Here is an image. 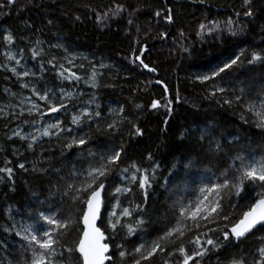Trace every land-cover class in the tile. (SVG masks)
<instances>
[{
  "label": "trees",
  "instance_id": "1",
  "mask_svg": "<svg viewBox=\"0 0 264 264\" xmlns=\"http://www.w3.org/2000/svg\"><path fill=\"white\" fill-rule=\"evenodd\" d=\"M0 5V168L13 169L11 179L0 172V264H22L16 218L47 228L40 213L57 218L75 214L77 206L70 196L62 195L65 183L73 179L70 169L73 165L87 168L111 149L123 146L119 167L106 181L109 191L117 184H128L120 179L119 170L133 163L155 177L146 202L135 183L129 185L131 193L120 197L117 212L143 205L142 212L121 217L122 222L142 216L144 224L131 236L117 231L110 242V253H115L112 264H132L133 256L121 259L114 245L131 253L136 245L160 235L169 220L174 223L173 202L191 198L202 181L214 179L212 174L218 175L230 163V157L239 153L264 159V127H257L255 117L245 110L248 103L264 99V60L248 63L253 52L264 56V0H250L248 5L244 0H14L11 5L0 0ZM249 10L252 15L245 16ZM169 15L171 21L166 19ZM5 35H11L12 41H6ZM9 53L19 57L17 68L25 66L29 76L18 77L10 70ZM236 55L240 59L231 69L209 81L196 79ZM61 72L75 73L79 79H64ZM32 85L54 93L55 103L68 93L66 110L43 118L35 110L29 115L28 98L45 107L32 95ZM236 96L241 100L236 101ZM153 100L160 107L151 108ZM167 101H171L170 112L164 107ZM84 109L92 118L82 116L83 122L73 125L72 116ZM55 117L72 129V136H84L86 145L64 149L70 139L64 132L40 137L30 150L28 140L13 135L19 130L25 134L35 124L53 123ZM109 124L114 127L108 128ZM136 128L142 134L137 135ZM202 133H206L203 139ZM89 150L95 156L90 157ZM189 160L191 167L185 168ZM132 171L129 168L126 175ZM110 204L102 209V217H107ZM225 223H208L176 244L183 242L191 249L194 245L187 241L207 232L208 237L219 238L220 246L213 249L205 244L209 251L196 258L201 264H230L233 259L264 264L259 253L264 228L257 227L240 241H224L219 232L208 231ZM106 224V219L99 222L102 230ZM77 237L72 230L62 243L74 248ZM204 240L202 236V244ZM78 255L65 252V264H75ZM166 259L175 264V256L159 252L142 264H164Z\"/></svg>",
  "mask_w": 264,
  "mask_h": 264
},
{
  "label": "snow or ice",
  "instance_id": "2",
  "mask_svg": "<svg viewBox=\"0 0 264 264\" xmlns=\"http://www.w3.org/2000/svg\"><path fill=\"white\" fill-rule=\"evenodd\" d=\"M13 2L14 0H7L9 5ZM249 3L250 0H244L245 5ZM0 7H3V5H0ZM244 15L251 16L252 12L250 10L246 11ZM166 19L171 21L172 17L169 15ZM228 25L231 31V19H229ZM200 27L204 28L205 26L202 24ZM4 39L11 42L13 38L11 35H5ZM242 52L243 50H241ZM36 55L37 53L33 52V56ZM8 57L10 60L14 59L10 53ZM136 59H139V57H136ZM239 59L240 56L236 55L223 63L222 66L211 70L210 74L197 76L196 79L201 82L214 79L220 73L236 65ZM261 60H264V56L253 52L248 63L252 64ZM16 63L19 64V60ZM141 64H143L142 60ZM143 66L148 67L146 64ZM61 67L63 66L61 65ZM10 70L18 77L30 75L27 70L17 72L15 67ZM149 71H154V69H149ZM59 75L64 79H79L75 73L71 72L67 76L63 72ZM21 86L28 87L29 85L22 84ZM93 87H95V84H93ZM31 91L33 96L44 102L45 107L42 109L39 104L32 102L31 108L28 109L29 115H32L33 110H35L36 115L43 118L49 113H59L66 110L67 105L64 103V99L69 96L68 93H63L59 97L60 102L55 103V94L51 93L50 90L46 89L41 92L32 87ZM216 91L223 92L224 89L217 88ZM235 100L240 101L241 97L236 96ZM224 103L231 105L232 101L225 99ZM170 105L171 101H167L164 105L169 112L171 111ZM150 107L156 109L160 107V104L158 101L153 100ZM245 110L255 117L257 127H264V101H261L259 105L250 102L245 106ZM99 115V112L95 113V116L99 117ZM82 116L92 118L88 110L84 109L79 114L72 116L71 123L73 125L81 124L83 122ZM36 122L35 120L32 121L33 124ZM107 127L113 128L114 125L109 124ZM133 127L136 126L133 125ZM38 131L39 136H24L19 131L14 132L13 135L18 136L21 140H30L27 144V148L30 150L33 149L34 144L38 142L40 137L58 136L64 132H67L70 137V139H66L63 145L66 150H71L74 147L79 148L87 143L84 136H72V129L65 128L59 119L43 126ZM136 134H142L139 128H136ZM205 135L206 133H202L201 139ZM122 150L123 146L100 154L95 163L90 162L87 168L77 169L73 165L69 171V176L73 178L72 182L65 183L62 195L70 196L73 205L77 206L75 214L70 213L63 218H57L55 214L44 215L40 213V219L49 226L47 228L39 225L38 222L36 224L21 225L20 230L16 231L15 235L25 242L22 245L21 252L22 264H65V252L69 255L73 252L79 254L74 257L75 264H112V257L115 253H110V242L113 241L117 231H125L126 235L131 236L141 230L144 224L142 216H136L130 222H122L121 217L128 218L133 216V212H142L143 205L136 204L134 207H123L117 212L116 209L120 206V197L131 193L133 189L129 185L135 183L142 191L146 202L147 190L151 187V180L155 178L154 176L149 177L146 174L147 170H143L133 163L129 167L119 170L120 179L128 181V184H117L111 187V191H109L110 186L106 184V181H108L113 169L119 167L118 162L121 159ZM215 150H220L219 144L216 145ZM88 155L90 157L95 156L90 150ZM191 164L192 161L189 160L184 167L189 168ZM18 166L21 169L24 168L23 163ZM156 167L157 165L153 166V172ZM129 168L134 171L131 175H126ZM57 171L60 170L57 169ZM0 172L7 173L9 179H11L13 169L10 167L0 168ZM212 175L214 179L207 178V182L202 181V186H199L192 193L191 198L186 201L181 199L173 202L171 211L174 223L169 220L160 235L150 242L145 241L136 245L131 253L122 250L121 245H114L118 250L119 257L123 259L128 255H132V264H142V261H150L159 252L160 254H166L168 257L175 256V264H201L200 260L196 258L203 257L209 251L204 245H209L213 249L219 247L218 237H208L207 232L198 233L187 241L188 244L194 245L191 249H188L183 242L177 246L176 241L193 232L194 229L198 230L208 223H216L217 220L227 223L223 227L218 226L216 229H208V231L219 232L224 241L230 239L240 241L253 233V230L257 229L258 226L264 228V159L257 161L237 153L230 157V163L219 170L218 175L216 173ZM53 187L58 186L54 185ZM109 198L116 202L110 204ZM109 204L110 210L107 217H102V209L108 208ZM101 219L107 221L104 230L97 223ZM109 229L111 234H107ZM72 230L78 233L76 241L73 242L75 244L74 248L62 243V237L68 235ZM5 231L10 230L6 228ZM202 236L205 237L203 244L201 242ZM170 245L171 248H169ZM58 249H61V251H58ZM259 253L261 259L264 260V247L259 249ZM164 264H173V261L166 259ZM230 264H244V261L233 259ZM254 264H261V262L255 261Z\"/></svg>",
  "mask_w": 264,
  "mask_h": 264
},
{
  "label": "rangeland",
  "instance_id": "3",
  "mask_svg": "<svg viewBox=\"0 0 264 264\" xmlns=\"http://www.w3.org/2000/svg\"><path fill=\"white\" fill-rule=\"evenodd\" d=\"M12 57H14V59H12L13 60V62H12L13 65L9 64L10 67H16V68L19 67L18 64L16 63V61L19 60V57H17V56H12ZM23 67H24L23 70H20V69L17 68V71L18 72L25 71V66H23ZM32 87H34V86L33 85L30 86L31 89H32ZM25 101L27 103H29L30 105H32V102H34L33 100H31L29 98L27 100H25ZM261 101H264V99L261 98L260 100L256 101L255 103L257 105H259L261 103ZM35 103H37V102H35ZM56 119H59V118L58 117H55L53 122H55ZM45 125H47V123H45V124L44 123L35 124L34 126H32V128H31V130L29 132H27L25 134L21 132L20 134L21 135H24V136H31V135L39 136V131L38 130L41 129ZM19 132H20V130H19ZM28 141L30 142V140H28ZM246 158L254 159V157H246ZM257 161H259V160H257ZM29 224H35V223H33V222H26V221H23L22 219H20L19 217H17L16 218V221H14L15 232L20 230V226L21 225H29ZM24 243H25L24 241L21 242V244H24Z\"/></svg>",
  "mask_w": 264,
  "mask_h": 264
},
{
  "label": "water",
  "instance_id": "4",
  "mask_svg": "<svg viewBox=\"0 0 264 264\" xmlns=\"http://www.w3.org/2000/svg\"><path fill=\"white\" fill-rule=\"evenodd\" d=\"M99 222H100V220H98V221H97V223H98V226H99ZM258 227H259V226H258Z\"/></svg>",
  "mask_w": 264,
  "mask_h": 264
}]
</instances>
